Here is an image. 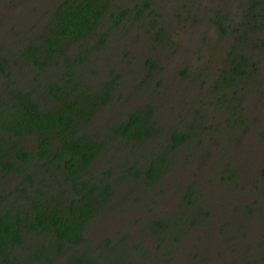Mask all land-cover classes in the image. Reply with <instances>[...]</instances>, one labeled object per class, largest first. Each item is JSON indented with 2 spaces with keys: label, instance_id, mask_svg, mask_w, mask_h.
<instances>
[{
  "label": "trees",
  "instance_id": "16d2710c",
  "mask_svg": "<svg viewBox=\"0 0 264 264\" xmlns=\"http://www.w3.org/2000/svg\"><path fill=\"white\" fill-rule=\"evenodd\" d=\"M191 3L184 4L185 12ZM256 4L258 1L247 6L244 17L254 13ZM150 5L151 2L143 1L131 10L116 5L113 0H62L53 12L52 24L46 25L47 30L36 41L26 42L18 55V60L25 61L30 68L28 73L35 72L23 85L12 76L10 58L0 54L3 92L0 94V179H7L12 172L19 178L12 187H0V264H53L59 256L62 264L170 262L175 258L176 246L172 241L181 242L183 234L192 231L191 227L198 226V230L202 226V213L207 212L202 210L197 194V179L187 183L181 205L173 201L179 205L176 209L162 217L149 216L143 227H138L142 236L136 239L132 238L134 230L110 234L104 227L99 232L92 226L106 213V208L113 206L120 186L143 183L153 190L168 175L172 156L197 134L191 123H170L169 117L162 119L166 109L172 113L188 105L187 101L172 105L173 98H160L158 102L128 110L121 120L109 118L103 126L94 125L96 113L109 106L122 88V74L118 66L112 65L100 74L102 67L96 70L87 54L90 47L82 52L80 48L84 44L91 46L90 40L103 28L106 18L119 25L133 14L135 19L142 17L146 10L153 15ZM217 15L228 21L221 10ZM218 25L226 33L232 23L218 22ZM158 30L155 40L162 45L165 29ZM108 33L110 30L105 29L100 35ZM171 39L167 43H172L175 52ZM98 41L97 49L107 51L105 38ZM73 43L80 44L76 57L68 53ZM263 44L264 39H260L255 46ZM245 59L244 55L233 57L230 71L223 70L228 76L220 77L229 86L243 75L250 78L258 72L259 66L251 59L248 64ZM52 66L59 68L53 72ZM249 67L254 72H249ZM91 76H100V80L88 81ZM145 84L142 80L141 85ZM158 84L162 85V81ZM118 94L125 99L124 94ZM234 99L239 101L237 96L230 98ZM224 100L227 99L221 97L219 103ZM28 138H32L33 147L24 144ZM213 138L212 135L208 142ZM198 141L203 143L205 139ZM126 150L135 151L137 158L122 153ZM109 155H113L112 163L107 165L105 159ZM232 156L230 153L229 157ZM228 172L220 176L222 182L233 181L238 173L231 169ZM132 205L129 202L128 209ZM98 222L101 223L100 219ZM132 223L135 226L136 221ZM94 231L99 232L96 236L100 233L103 236L95 246ZM170 237L172 240L166 246ZM148 239L156 244V249L146 246L144 241Z\"/></svg>",
  "mask_w": 264,
  "mask_h": 264
},
{
  "label": "rangeland",
  "instance_id": "374dc122",
  "mask_svg": "<svg viewBox=\"0 0 264 264\" xmlns=\"http://www.w3.org/2000/svg\"><path fill=\"white\" fill-rule=\"evenodd\" d=\"M61 1L0 0V54L10 58L9 69L19 85L28 83L26 78L35 72L28 73L30 68L25 61L18 60V55L26 42L36 41L47 30L46 25L52 24L53 12ZM143 1L151 2L153 15L146 10L142 17L135 19L133 14L119 25L108 17L90 40L91 46L84 44L80 48L82 52L90 47L87 54L96 70L102 67L100 74L111 65L118 66L122 74V90L118 93L124 94L125 99L116 93L111 104L96 113L94 125L103 126L109 118L121 120L128 110L158 102L160 98H173L172 105L176 106L178 101H187L188 105L172 113L166 109L162 119L191 123L197 134L172 156L168 175L153 190L143 183L120 186L113 202L115 207L106 208V213L92 226L98 231L104 227L110 234L134 230L132 238L136 239L142 236L138 227H143L149 216L162 217L181 205L187 183L197 179V194L202 210L207 212L202 213V226L198 230V226L191 227L192 231L184 233L181 242L173 240L174 260L159 264H264V44L255 46L264 39V17L260 16L264 14V0H113L131 10ZM256 1L259 4L253 8L254 13L244 17L247 6ZM185 3H191L187 9L192 12H185ZM219 10L228 21L217 15ZM229 21L231 28L222 33L218 22ZM161 27L166 33L162 45L155 40ZM105 29L110 33L102 37ZM100 38L107 41V51L97 49ZM168 39L177 51L172 50ZM78 45L69 46L68 53L76 57ZM240 55L246 57L244 62L248 64L253 60L259 66L258 72L250 78L243 75L229 86L220 76H228L223 70L230 71L231 59ZM58 68L51 67L53 72ZM250 68L249 72H254ZM87 80L97 82L100 76ZM142 80L145 85H141ZM233 96L239 101L230 100ZM221 97L227 100L219 103ZM212 135L214 138L208 142ZM200 138L205 141L200 143ZM31 140L28 138L24 144L33 147ZM134 152L122 153L135 159ZM112 156L105 159L107 165L112 163ZM229 169L238 173L233 181L222 182L220 176L229 174ZM17 181L19 178L12 172L7 179H0V187H12ZM136 196L139 199L134 201ZM128 200L133 204L129 209ZM135 221V226H131ZM99 232L94 231V246L103 237L101 233L96 236ZM171 240L170 237L166 246ZM144 242L152 250L157 248L149 239ZM62 262L59 256L53 264Z\"/></svg>",
  "mask_w": 264,
  "mask_h": 264
}]
</instances>
